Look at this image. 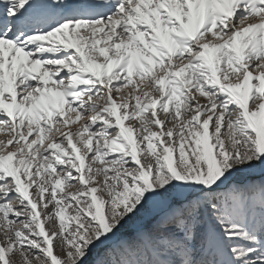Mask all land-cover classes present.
Wrapping results in <instances>:
<instances>
[{
  "label": "snow or ice",
  "instance_id": "6c2138e0",
  "mask_svg": "<svg viewBox=\"0 0 264 264\" xmlns=\"http://www.w3.org/2000/svg\"><path fill=\"white\" fill-rule=\"evenodd\" d=\"M0 264H264V0H0Z\"/></svg>",
  "mask_w": 264,
  "mask_h": 264
},
{
  "label": "rangeland",
  "instance_id": "374dc122",
  "mask_svg": "<svg viewBox=\"0 0 264 264\" xmlns=\"http://www.w3.org/2000/svg\"><path fill=\"white\" fill-rule=\"evenodd\" d=\"M69 212H71V209H69ZM66 216H67V213H66ZM42 219H43V217H42ZM54 251H55V248H54Z\"/></svg>",
  "mask_w": 264,
  "mask_h": 264
}]
</instances>
